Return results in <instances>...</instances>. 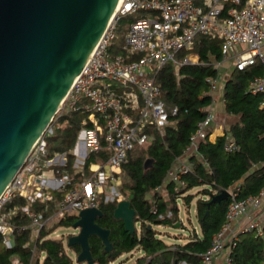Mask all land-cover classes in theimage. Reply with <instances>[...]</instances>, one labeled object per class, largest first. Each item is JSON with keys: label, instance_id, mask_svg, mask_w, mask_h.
<instances>
[{"label": "built area", "instance_id": "1", "mask_svg": "<svg viewBox=\"0 0 264 264\" xmlns=\"http://www.w3.org/2000/svg\"><path fill=\"white\" fill-rule=\"evenodd\" d=\"M138 12L141 16L126 24L118 52L112 53L110 48L117 38V24L121 18ZM199 35L221 40L222 60L230 56L237 70H244L256 61L264 70V0H119L105 32L54 114L86 113L80 122L81 145L75 150L73 172L61 169L67 164L64 156H61L62 163L55 162V157H45L47 127L0 194V237L5 247H10L15 233L27 227L35 238L48 220L77 218L82 209L98 208L101 196L103 202L113 201L110 196L117 194L121 166L128 152L135 146L147 145L150 130L160 131L168 124V116L177 113L176 106L169 111L166 109L155 82L157 72L170 62L179 78L182 64L197 62L191 53ZM206 82L212 94L217 88V79L208 77ZM248 89L262 94L261 107H264V72ZM204 112L182 156L175 159L167 172L166 180L174 183V192L187 186L181 176L192 170L188 157L201 158L198 143L209 140L215 114L210 106ZM238 149L233 140H226L225 151ZM101 152L107 153L104 160L87 162L91 154ZM45 171L50 176H42ZM23 173H26V181L22 179ZM237 190L229 191L224 223L202 254V264H214L226 246L230 250L237 240L232 228L234 223L262 206L264 183L256 195L238 199ZM14 197L21 198L23 203L5 208ZM34 204H40L42 211L50 214L43 218L39 210L32 209ZM17 213L28 219V225L14 224L13 216ZM249 230L261 235L262 224L251 221L243 229ZM229 263L226 256L224 264ZM12 264L19 262L14 259Z\"/></svg>", "mask_w": 264, "mask_h": 264}, {"label": "trees", "instance_id": "2", "mask_svg": "<svg viewBox=\"0 0 264 264\" xmlns=\"http://www.w3.org/2000/svg\"><path fill=\"white\" fill-rule=\"evenodd\" d=\"M134 18L133 15H127L121 19L127 24ZM118 30L120 33L121 28ZM121 38H117L115 46L122 43ZM220 47L221 40L199 35L192 51L198 55L197 63L182 64L178 71L179 78L170 62L157 72L155 82L160 87L166 109L169 111L176 106L177 113L168 116V124L160 131L150 130L148 144L135 146L128 152L126 162L121 166L119 177L123 180L120 189L135 211L133 234L124 231L122 221L113 217L117 202H103V196L100 197L98 208L102 211V216L96 217L95 222L110 231L112 250L104 251L100 239L90 236V253L95 264H108L135 249L144 253L143 258L138 259L135 264H202V254L211 245L212 236L224 223L230 198L228 196L219 203L208 204L210 199L222 190L238 189L236 198L240 199L258 194L262 188L264 107H261L262 94L251 93L248 89L255 77L263 75V67L258 61L244 70L235 68L223 82L225 110L232 117L229 129L214 142L206 139L198 143L197 151L201 158L189 156L188 160L193 164L192 170L181 176L186 188L178 193L174 192V183L166 180L167 172L175 159L182 156L196 123L203 119L204 109L212 101L206 78L217 77L214 63L221 60ZM84 116V112L71 111L53 117L58 127H54L52 133L46 136L45 157L50 158L54 153L72 157L69 150L75 144ZM228 138L238 145V150H224ZM99 158L104 160L105 154H91L87 162H94ZM147 161L149 163L146 165ZM67 162L66 167L70 169L72 162ZM198 186H203L195 205L199 232L193 230L183 243L166 244L158 238L153 227L182 228L177 201L181 198L189 205L195 195L187 192ZM22 203L21 198L14 197L5 208ZM36 206L38 204H34L32 209ZM75 220V216H69L44 225L35 238L31 235V228L27 227L13 235L8 248L2 244L0 237V264H11L12 257H16L19 264H72L62 242L49 238V235L55 228L72 225ZM13 222L25 225L28 220L17 213L13 216ZM71 249L76 256L80 252L78 245L71 246ZM34 252L36 257L33 259ZM40 253L42 258L39 262ZM228 257L229 264H264V224L261 235L254 230L239 233Z\"/></svg>", "mask_w": 264, "mask_h": 264}, {"label": "water", "instance_id": "3", "mask_svg": "<svg viewBox=\"0 0 264 264\" xmlns=\"http://www.w3.org/2000/svg\"><path fill=\"white\" fill-rule=\"evenodd\" d=\"M119 0H0V194L38 137L53 121L90 54L98 44ZM149 161L146 162V165ZM229 196L227 190L208 204ZM135 211L117 201L113 217L133 234ZM99 208L79 211L67 246L78 245L76 261L95 264L89 237L110 252V231L100 227Z\"/></svg>", "mask_w": 264, "mask_h": 264}, {"label": "crops", "instance_id": "4", "mask_svg": "<svg viewBox=\"0 0 264 264\" xmlns=\"http://www.w3.org/2000/svg\"><path fill=\"white\" fill-rule=\"evenodd\" d=\"M118 24L116 26V28H117L116 29L117 30V38L119 36L123 37V33H124V31L118 33V31H119L118 29L120 27ZM117 38H116V40H117ZM116 40L114 41L113 45L110 48V51L112 53L118 52L117 47L121 44V43H119L117 46H115ZM121 40H122V38H121ZM241 48L243 49L244 47H241ZM191 57H192L193 60L197 59V62H198L199 59H198V55L196 53H191ZM219 66H220L221 69H219ZM214 68L217 69V77H216V79H217V83L218 84H217V88L212 93V101H211V103L209 105L211 107V109L213 110L214 114H215V122L212 124V128L210 129V135H209V141L210 142H214L217 137L223 136L225 131H227L229 129V123H230V120L232 119V117L229 114H227V112L225 110V102H224V99H223L222 84L229 77V75H231L233 70H235V67L233 65V60H232V58L230 56L228 58H226L225 60H222V57H221V60L215 61ZM258 77H260V76H257L255 78H258ZM85 116H86V113H85ZM85 116L82 119H84ZM51 125L53 127H58V125H56V123L53 120L51 122V124L48 126L49 127V134H47V136L52 133V131L50 129ZM79 132H78L77 139L75 141L74 146L72 147L71 150H69V154L72 156L71 158L68 155H66V154H60V153H54V154H52L50 156L51 158L55 157L53 160L55 162H59L60 161V163H62L61 156H64L67 161L71 160L72 163H71L70 169H68L66 167L68 165V162H67L65 167L61 168L62 170H67L69 173L73 172V164L76 162V157L74 155L75 154V150L77 149V147L79 145H81V143L79 141V138H78ZM102 153L105 154V157H107V153L106 152H102ZM183 159L186 160L185 157ZM45 172L48 173V175L46 177L50 176V173L48 171H45ZM231 190H233V189H230V191ZM187 193H191L190 190ZM54 195H56V193H54ZM193 199H192V201H193ZM34 209L35 210H39L42 213V217L43 218H46L50 214L49 211H42L40 204H38V206H36ZM45 214H46V217H44ZM255 220L258 221L260 224H264V200H263L262 206L258 210L250 212L247 216L240 218L239 220L236 221V223H234V225L232 227L234 233H236L238 235L239 233H241L243 231V229L247 226V224L249 222L255 221ZM51 222H54V220L46 221L43 224V226L44 225H49ZM25 225H28V223H26ZM55 229L51 232V234L49 235V238H53V239L58 238L56 236L52 237V234L55 231ZM31 235L33 236L32 231H31ZM228 240H229V235L226 238V241H228ZM10 242L12 243V239H11ZM226 243H228V242H226ZM133 252H137L138 253V256L136 257L135 261L133 262V264H135L138 259L143 258L144 253L142 251L138 250V249H135V250L131 251L130 253H133ZM228 253H229V248L226 246V248H224V250L215 258L214 264H224V258L226 256H228ZM126 254H129V253H126ZM123 255L124 254H122L121 256H123ZM41 258H42V253H40V256H39L40 260H41ZM14 259H16V257H12L11 258V262H10L11 264H12V260H14ZM180 264H186V263L185 262H181Z\"/></svg>", "mask_w": 264, "mask_h": 264}, {"label": "rangeland", "instance_id": "5", "mask_svg": "<svg viewBox=\"0 0 264 264\" xmlns=\"http://www.w3.org/2000/svg\"><path fill=\"white\" fill-rule=\"evenodd\" d=\"M133 17L137 18L141 16V13L132 14ZM125 23V24H124ZM123 24V25H122ZM121 28V32L125 31L126 28V22L125 20L121 19L118 24ZM219 69L220 66H219ZM51 124V123H50ZM51 131H53L54 127L50 126ZM150 139V136H149ZM47 172H42V176H47ZM23 181H26V173L22 174ZM123 178H120V185L117 187V194H112L113 201L117 202L118 200L125 199L124 194L122 193L120 187L122 183ZM205 187V186H204ZM203 188V186H198L195 188L190 189V192L195 195L193 201L186 205L183 201V199H179L177 201V207H178V217L180 219L181 224L183 225L182 228H177L174 226H154L153 229L158 234V238L164 241L166 244H175V243H183L189 234L192 233L193 230H197L199 232V227L196 221L195 216V205H196V199L200 197L199 191ZM104 199V198H103ZM111 202V201H109ZM137 231H139V226H136ZM78 232V229H75L72 227V225L66 226L62 225L55 229V231L52 234V237H58L56 239H59L62 244L64 251L66 254L71 258L72 264H86V263H80L76 261V255L74 251L71 249V247L67 246V238L69 235L76 234ZM138 256L137 252L124 254L123 256L117 257L112 264H133L136 257ZM36 257V252L33 254V259ZM40 262V259H39Z\"/></svg>", "mask_w": 264, "mask_h": 264}, {"label": "bare ground", "instance_id": "6", "mask_svg": "<svg viewBox=\"0 0 264 264\" xmlns=\"http://www.w3.org/2000/svg\"><path fill=\"white\" fill-rule=\"evenodd\" d=\"M119 2V1H118ZM117 5H118V3H117ZM117 5H116V8H117ZM115 11H116V9H115ZM113 16H114V14H113Z\"/></svg>", "mask_w": 264, "mask_h": 264}]
</instances>
